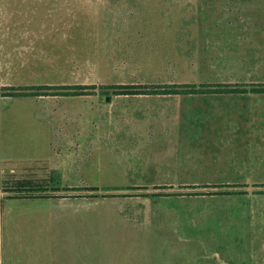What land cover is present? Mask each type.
Instances as JSON below:
<instances>
[{
    "label": "rangeland",
    "instance_id": "rangeland-1",
    "mask_svg": "<svg viewBox=\"0 0 264 264\" xmlns=\"http://www.w3.org/2000/svg\"><path fill=\"white\" fill-rule=\"evenodd\" d=\"M7 4L1 10L0 3V66L22 72L4 80L22 83L15 87L40 86L31 83L46 80L33 76L32 70L47 73L73 46H64L60 60L49 63H36L28 54L17 53L20 46L6 44L2 38L8 23L4 20H11L12 27L20 15L13 11L11 18H5L1 11L19 7ZM73 7L66 21H84L85 29L93 24L94 32L98 31L92 37L98 44L92 54L84 48L90 34L84 35L83 50L73 47L79 56L87 57L85 71L95 59L99 76L86 81L95 83L96 90L90 97L6 99L1 96L5 86L0 84V196L70 195L74 190L62 186H81L88 187L79 190L83 195L95 197L70 203L53 200L50 219L45 209L32 213L24 207L27 203L13 201L5 206L8 222L2 228L52 230L48 242L42 235L43 244L63 254L68 248L67 264H264V185H260L264 184V138L256 133L243 140L223 136L221 142L210 141L206 147L204 142L175 137L195 131L181 119L194 110L179 108L176 102L227 107L232 116L227 114L225 125L219 130L209 127L208 132L239 135L241 111L249 120L255 117L252 127L264 125V95L208 96L213 86L246 84L250 90L264 84V0H84ZM220 35L228 37V44L251 42L259 50L252 57L241 50L246 61H228V68H223L219 54L203 51L207 38ZM192 37L199 45L195 55L184 52ZM173 39L180 40V54L164 51L165 41ZM78 42L84 41L78 38ZM11 55V62L4 61ZM102 84L143 85L144 91L174 84L185 85L179 90L199 88L200 92L175 94L179 98L128 95L111 102L107 98L119 97H112L114 90ZM243 122L246 132L248 122ZM208 170L212 172L205 174ZM204 174L210 175V181L222 182L201 190L208 192L204 197L124 194L137 190L130 186L201 181L204 178L198 177ZM17 181H29L31 187L46 191L26 193L29 188L19 187ZM18 188L22 191L4 192ZM151 213L157 216L152 222ZM174 213L180 215L176 225L169 218ZM158 214L161 229L188 230V236L146 235L151 231L141 229L152 227ZM25 232L29 242L31 236Z\"/></svg>",
    "mask_w": 264,
    "mask_h": 264
},
{
    "label": "crops",
    "instance_id": "crops-1",
    "mask_svg": "<svg viewBox=\"0 0 264 264\" xmlns=\"http://www.w3.org/2000/svg\"><path fill=\"white\" fill-rule=\"evenodd\" d=\"M8 1H10L14 5L15 4L18 5L19 7L18 8L13 7L10 10L1 11L3 16H5V18L6 17L11 18L13 11H17V13H19L20 15L18 19L13 22L14 24H12V27L15 25L14 27L15 29H12V27L10 26L11 24H9L11 20H4V22H8V23L6 24V27L2 32V38L5 39L4 43L6 44L19 45L20 46L19 49L17 48L15 51L17 53H25L26 55L28 54L29 59L31 61H35L36 63L39 62L49 63L53 60H60L59 52H61L64 46H73L82 49L85 41L87 42L85 36L88 34L91 35V40L90 42H87L88 44L84 45V48L86 49L88 54L89 53L92 54L93 50L96 49L98 44L97 41L92 40V37L94 35L96 36V34H98V31L96 29L94 32V28H92L93 24H91V28L85 29L84 21L82 22L80 20H75L74 18L69 20L67 19L68 21H66V18L69 17L68 15L72 14L70 8H74L73 7L74 4L79 6L82 5L84 0H0V3H2L3 5V7H1V10L7 7ZM8 12L9 14L7 15ZM63 13H64V16L62 15L63 20H61L62 19L61 14ZM208 35L210 36V34ZM210 37L207 38V41L205 43H203L205 47L203 51L206 52L205 54H219L220 55L219 60L221 62H224L223 65H221L223 68H228L227 65L228 61L245 62L246 59H244L241 56L240 53L241 50L243 51V53H247V56L250 57H252V55L255 54L254 52L259 50V49H254L253 46H250L251 42L250 43L237 42L236 44H230V43L228 44L227 43L229 41L228 37L222 35H220L218 39L210 38ZM54 38H56V43H53ZM78 38H81L82 42L84 41L83 44H78L79 43ZM179 45H180L179 39L178 40L173 39L172 42L165 41L164 51L165 53L180 54ZM59 46L62 47L59 48ZM73 47H70L71 49L67 51L70 54H67L66 51H64V53L61 56L62 58V62H60L61 64L58 63V65L56 66H53L52 64L51 66H49L51 70L47 71V73L45 71L42 72L43 74H41V73H37L35 70H32L34 72L31 73L33 74V76H39V77L42 76L46 81H41V82L35 81V83H31V84H40V85L45 84L47 86H60V85L90 86L91 85V87L93 88L92 92H94L96 90L95 83L86 80H89L90 77L93 78L99 76L100 71H97L96 69L97 67L95 66L96 63L93 61L95 59L92 56H90L92 57V66L91 65H89V67L87 66L86 67L87 70L85 71V62H86L85 59L87 57H85L84 55L79 56L78 50H75ZM198 47L199 45L197 39L192 37L189 49L188 48L185 49L184 52L188 51L187 54L195 55V52L197 51ZM231 56L232 57L236 56V57L232 58ZM13 57H14L13 55H11L10 57L6 56L4 61L11 62ZM250 57L247 58V60H249ZM224 64L226 65L224 66ZM53 67H57V69H54V72L52 71ZM229 68L231 69V66H229ZM0 69H1L0 78H2L0 79L1 86L15 87L13 85L22 84V83L15 84L14 82L12 84L11 81L4 80L5 78L13 77L15 73H18V75H20L22 71L5 65L0 66ZM47 77L51 79L47 80ZM53 77L58 78V80L52 81ZM70 79L72 81H69ZM59 80H63V81H59ZM31 84H25V85H31ZM102 85L103 87H107V88L108 86H110V84H102ZM213 87L214 88H210V90H208V92H214V93H209L208 95L209 97L230 96L231 98H234V97H243L247 94L257 95V96L264 95L258 93H251L248 91L246 93H215L220 89H235L241 87L240 86L232 87L229 84L221 85L218 87L213 86ZM198 89L199 88H197L196 90ZM198 92H200V90H198ZM90 96L92 95L91 94L83 95L82 97H90ZM155 96L156 98L164 97V95H162V97L157 95H145L142 98L155 97ZM2 97L6 99L9 98L8 96H2ZM64 97H74V96H39L34 98H38V99L43 98V99H47L45 101H48V100H54ZM112 97H119V98H111V100L109 99V101L111 102L114 99L126 98L130 96L113 95ZM172 97L179 98L180 95H173ZM189 104L190 103L185 104L183 102L175 103V105L177 107L179 106V108L186 107L188 109L189 107H191L194 110L191 116L188 114L189 117L182 116L181 119L182 122L186 121L188 122V125L194 127L193 130L195 131H192L191 133L188 134L175 136L178 138V140H196V141L204 142V146L209 147V145L207 144L208 142L210 141L221 142L219 140L223 136L230 137L232 140L235 138L236 139L241 138V140H243L242 138L244 137L251 138L256 133L260 138H264V125H256L255 127H252L251 123L254 120L256 121L255 117L251 118L252 120L251 121L244 116V113L242 111L239 114V117H241V121L238 123V125H240V127L239 129L238 128L236 129V131L239 132L241 131L239 135H237V133L224 135V134H220L219 132H208L209 127L212 129L218 127V129L216 130H219L220 126L225 125L227 114L228 115L230 114V116H232L231 113H229V111L227 110V107L226 108L225 106L216 107L211 104H205L204 102L203 103L201 102L200 106H190L192 104L190 105ZM243 119H246L248 122L246 124V127L248 126L246 132H243L244 131ZM258 122H260V120H258ZM47 123L49 125V121H47ZM215 171L218 172L217 170ZM208 172H212V171L208 170L205 172V174H209ZM205 174L204 176L198 177L199 179L204 178V180L201 181L186 180V181L167 182V183H155V184L152 183L148 186H130L128 188H133L137 190L124 194L128 195L127 197H133L137 195H144V196L152 195L162 199V198H169L172 196H176L177 198L188 196V198L196 199L198 197H204L205 195H208L205 194L208 192L201 190L207 188L208 186H217L222 183V182L210 181L209 180L210 175H205ZM228 184L229 183L227 182L224 183V185H228ZM242 185L245 186L246 184L244 183ZM260 185H264V184H260ZM126 187L127 186H101L99 188L118 189V188H126ZM62 188L71 189L74 190V192L71 193L70 195L55 194V195L46 196L43 194L44 195L43 197H37V198L10 199V198H5L4 196H0V264H67L66 258L69 257L68 248L63 250L64 252L63 254L60 250H56L52 247L45 246V244H43V239L41 238L42 235L45 237V240L48 242L46 238L49 237V235L52 233V230L32 231L33 229L14 230L9 228H2L3 225L6 222H8V220L4 221V217H5L4 213H5V206L8 205L10 202L16 201V202L27 203V205L24 207H27L26 210H29L32 213H37V211L42 212V210L45 209L46 211L45 217L50 219L52 218L51 214L53 212L52 210L53 200L60 202L67 201L68 203H70L71 200L73 199L76 200V198H80L79 200H82V198L89 199L88 197H95L94 195L91 196L83 195V192L79 191L80 189H84L88 187L62 186ZM103 197H107V196H103ZM44 202L45 203L47 202V204H44ZM9 209L10 207H7V210ZM21 211L25 212L24 210ZM23 212L20 213L23 214ZM6 217H8V215ZM155 217H157L155 214L153 213L150 214L151 222ZM179 217L180 215L176 213H174V215L172 216H169V218L175 223V225L178 224V221H180ZM158 218H159V214H158ZM161 220L162 219L159 218L155 224L151 223L149 225L152 227L150 228L147 227L141 230L151 231V232H147L146 234L150 236H170V235L178 236V237L188 236V233L185 232L188 230L181 229L182 231L180 232L178 228L161 229L162 227L160 226L163 225L158 224V222L162 223ZM24 231H27L25 233H28L31 236L28 237L29 242L24 239L25 238L23 235ZM139 231L137 232L139 233ZM73 232L76 233L75 231H70V233ZM70 235L75 236L72 234ZM57 251H59V254ZM71 259L74 258L72 257Z\"/></svg>",
    "mask_w": 264,
    "mask_h": 264
},
{
    "label": "trees",
    "instance_id": "trees-1",
    "mask_svg": "<svg viewBox=\"0 0 264 264\" xmlns=\"http://www.w3.org/2000/svg\"><path fill=\"white\" fill-rule=\"evenodd\" d=\"M226 85V84H224ZM246 84H240L241 88L235 89H220L215 93H246L250 91L251 93H258L264 94V84H256V86H252L250 90H247L245 87ZM252 85V84H251ZM91 86V85H90ZM88 85H60V86H47V85H40V86H23V87H4L2 88L1 96H8V97H39V96H81V95H90L92 94V87ZM184 87L185 85H172L170 88L167 89H156L151 88L150 90H143V87L146 86H135V85H110L108 88H112L114 90L115 95H168V94H188V93H198V90L194 89L192 92L189 90H179L181 88L177 87ZM195 85H193L194 87ZM238 86V87H239ZM168 87V86H167ZM186 87H189L187 85ZM243 87V88H242ZM214 93V92H209ZM19 187L27 186L26 193H33V192H45L44 188L34 186L31 187L29 181H17L16 182ZM22 190H4V192H21ZM24 191V190H23ZM43 196H22V197H7L10 199L16 198H37Z\"/></svg>",
    "mask_w": 264,
    "mask_h": 264
},
{
    "label": "water",
    "instance_id": "water-1",
    "mask_svg": "<svg viewBox=\"0 0 264 264\" xmlns=\"http://www.w3.org/2000/svg\"><path fill=\"white\" fill-rule=\"evenodd\" d=\"M107 100L109 101V98H107Z\"/></svg>",
    "mask_w": 264,
    "mask_h": 264
}]
</instances>
